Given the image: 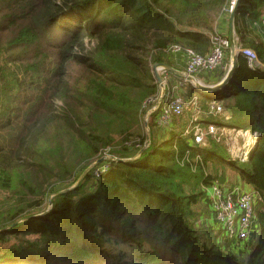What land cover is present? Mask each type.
<instances>
[{
  "label": "trees",
  "instance_id": "trees-1",
  "mask_svg": "<svg viewBox=\"0 0 264 264\" xmlns=\"http://www.w3.org/2000/svg\"><path fill=\"white\" fill-rule=\"evenodd\" d=\"M229 2L0 0V264H264V70L237 55L215 98L189 88L229 113L204 124L258 134L246 162L195 144L181 117L151 115L149 140L142 127L152 65H170L173 46L207 55L227 38ZM263 8L240 0L234 32L264 67ZM106 148L107 172L75 185ZM229 171L256 194L257 236L207 244L194 209Z\"/></svg>",
  "mask_w": 264,
  "mask_h": 264
},
{
  "label": "built area",
  "instance_id": "built-area-1",
  "mask_svg": "<svg viewBox=\"0 0 264 264\" xmlns=\"http://www.w3.org/2000/svg\"><path fill=\"white\" fill-rule=\"evenodd\" d=\"M236 0H230L228 12L230 13ZM262 23L264 24V16H261ZM236 38V37H235ZM237 41V38H236ZM230 46L228 38L215 36L212 38V47L210 52L205 56H199L192 50L181 49L178 46H173L168 49L167 53L182 54L184 57V73L179 81L181 88L188 85H200L198 77L205 73H210L218 69L223 61L225 50ZM236 55H241L246 59L249 70L255 71L257 69L264 70V67L258 63L257 56L249 48L236 47ZM160 77L164 84V75L166 71L158 70ZM195 86V85H194ZM159 88H161L159 86ZM161 91V89H160ZM147 106L155 104L154 108L159 111V118L157 116V123L162 127H170L173 119L179 118L186 110L191 112L190 121L185 134L192 135L194 143L205 144L208 139H214L220 142L222 139L230 138L231 143L228 141L226 144L227 151L231 157L238 159L241 162H246L254 149L258 134L251 133L249 130H236L234 128L216 127L214 124L204 121L212 117H222L227 121L228 115L222 103L213 101L207 105L205 110L198 106V98L193 96L189 100L180 97H170L163 89L162 93H157L151 97L147 102ZM233 132V133H232ZM237 132L238 136L243 141L240 146L237 141L232 138V134ZM107 160L99 165L92 167L93 177L100 178L108 170L110 161ZM103 161V160H102ZM206 193L210 203V212L217 227L220 229L221 237L229 241H244L246 240L251 223L255 218L254 205L257 199L254 192L244 190L242 187L234 186L227 188L224 185L213 183L206 189Z\"/></svg>",
  "mask_w": 264,
  "mask_h": 264
},
{
  "label": "rangeland",
  "instance_id": "rangeland-1",
  "mask_svg": "<svg viewBox=\"0 0 264 264\" xmlns=\"http://www.w3.org/2000/svg\"><path fill=\"white\" fill-rule=\"evenodd\" d=\"M261 16H264V8L261 9ZM261 16H260V21H262ZM229 49H230V46L225 50V54L227 55V58L225 57L226 58V63H229V60H230V57H229V54H230L229 52L230 51H229ZM156 85H157V93L160 92V94H161L162 91H163L162 87L159 88V85L157 83H156ZM160 89H161V91H160ZM194 94H195V92H194ZM201 94L205 98H209L211 94L216 96L218 93H217V91H213V92H211V91H202ZM193 96H195V95L192 94V95H190L189 98H191ZM213 98H215V97H213ZM216 98H219V96H217ZM205 103L206 102H204L201 99L198 100V106L202 110H205L206 109L205 107H207ZM155 106H156L155 104H152V105L148 106L146 108L147 111H146L145 115L142 118V127H143V131L145 133V136H146L147 140H149V136H150L149 135L150 134V130H149V126H148L149 125V117L151 115L155 114L159 118V111H158V109L154 108ZM223 106H224V104H223ZM224 109H225V106H224ZM226 113L229 115L227 110H226ZM190 115H191V112L189 110H186L183 113V115L180 116L181 120L177 121L178 122V127L182 128V129H184V127H185V129H186L188 127V124H189V121H190ZM237 134H238L237 132L232 134V138H234L237 141V143L240 146H242L243 145V141L241 140V138ZM185 135H187V134H185ZM228 141L231 143L230 138L227 139V142L225 140H221V142H223V145H225L226 149L228 148L226 146ZM147 148H148V145H146L143 149L145 150ZM140 154L141 153H138L134 157L139 156ZM134 157H132V158H134ZM111 159H113V157L110 156V151H109V149L106 148V149L102 150L99 153L98 159H96L95 163L93 162V164H96V161H98V160H103L102 162H104V161L111 160ZM97 165H99V164H97ZM92 175H93V170H92ZM226 179H227V182H226L227 184L226 185L223 184L225 187L231 188V187H234V186H238L237 184L233 185V184H235V178H234V175H233L232 172H230V171L228 172V176L226 177ZM194 225L196 227V231L198 232L199 236L201 237V241L206 242L207 244L214 243V239L213 238L216 236V234L220 233V229L217 227L216 223L213 220V217H212V214H211L210 208H209L208 199H206V198H204L202 200V202L198 206H196L195 209H194ZM257 232H258V225H257V222H256V218H254V220L251 223L249 234H248V236H247L245 241H247V242L248 241H253V238L255 239L256 238L255 236H257Z\"/></svg>",
  "mask_w": 264,
  "mask_h": 264
},
{
  "label": "crops",
  "instance_id": "crops-1",
  "mask_svg": "<svg viewBox=\"0 0 264 264\" xmlns=\"http://www.w3.org/2000/svg\"><path fill=\"white\" fill-rule=\"evenodd\" d=\"M224 33L226 34V37L228 38L229 24H228L227 31L224 32ZM237 43L238 42L236 41V38L234 36V45H235L234 47L235 48L237 47ZM234 47L232 45H230V49H229V51H230L229 52L230 53L229 54L230 60H229V63H226L227 55L226 54L224 55V59L225 60L223 62H224V69L226 70L225 76L227 75L229 69L232 67L233 61L235 62L236 57H237L236 53H234V51H233ZM168 59H169L170 65H166V64L165 65L169 68V70L166 71V74L163 77L164 78V90H165V92H166V94L168 96L170 95V97H180V98L189 100L190 99L189 98L190 97V95H189L190 86L193 89H195L196 91L202 92V90L197 89L192 84H190V85H188L187 87H184V88H181L179 86V81H180V78L182 77V74L184 73V68H185L184 57H183L182 54H173V55L170 54ZM224 77H222L220 80H218V78H215L213 76L204 77L203 75H200L198 77V81L200 82V85L204 84V85H209V86H215L219 82H221L224 79ZM226 83L224 84V86L226 85ZM211 92H213V91H211ZM193 95H195V97H198V95L196 93L195 94L193 93ZM210 97L213 98L214 95L211 94ZM217 102H220V103L223 104V102H221V101H217ZM226 115H228V114L226 113ZM229 117L230 116L228 115V118ZM234 178H235V184H233V185L237 184L239 187H242L244 190L249 191V192H253V190L249 186L244 185L242 182H240V180L238 179L237 175H234Z\"/></svg>",
  "mask_w": 264,
  "mask_h": 264
},
{
  "label": "water",
  "instance_id": "water-1",
  "mask_svg": "<svg viewBox=\"0 0 264 264\" xmlns=\"http://www.w3.org/2000/svg\"><path fill=\"white\" fill-rule=\"evenodd\" d=\"M239 3H240V0H236L235 6H234L233 10L230 12V15H229V34H228V40H229L230 45H232L233 47L235 46L234 45V36H235V32H234V17H235L236 9L239 6ZM233 51L235 53V51H236V48L235 47H234ZM234 67H235V62L233 61L232 67L229 69L227 75L224 77V79L221 82H219L215 86H209V85H204V84L203 85L194 84V85H195V87L197 89H200L202 91H218V90H221L223 88L224 84L229 79V77L231 75V72H232V70H233ZM160 69L161 70H164V71L169 70V68L165 64H160V63H155L151 67L152 75H153L156 83L160 87H162V89H164L163 80H162V78L160 77V75L158 73V70H160ZM137 158H138V156H136L134 158H131L130 160H125V161H133V160H135ZM101 162H102V160H98V161H96V164H100ZM93 166H94V164L92 166H90L88 169H86V171H84V173L79 177V179L77 180V182H76L75 185H78L83 180V178L85 177V175H87L90 172V170L92 169ZM12 227L13 226H9L7 228L9 229V228H12Z\"/></svg>",
  "mask_w": 264,
  "mask_h": 264
}]
</instances>
